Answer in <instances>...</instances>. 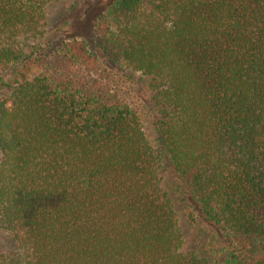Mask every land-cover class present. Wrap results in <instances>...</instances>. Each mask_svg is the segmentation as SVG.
Instances as JSON below:
<instances>
[{
    "label": "trees",
    "instance_id": "obj_1",
    "mask_svg": "<svg viewBox=\"0 0 264 264\" xmlns=\"http://www.w3.org/2000/svg\"><path fill=\"white\" fill-rule=\"evenodd\" d=\"M53 1L0 0V264H208L164 163L227 262L264 264V0H117L96 51L44 53ZM104 61L149 78L156 146Z\"/></svg>",
    "mask_w": 264,
    "mask_h": 264
},
{
    "label": "rangeland",
    "instance_id": "obj_2",
    "mask_svg": "<svg viewBox=\"0 0 264 264\" xmlns=\"http://www.w3.org/2000/svg\"><path fill=\"white\" fill-rule=\"evenodd\" d=\"M117 0H61L50 2L45 8L41 33L30 45H41L44 53L60 49L66 41L86 40L93 47L95 25L100 16L106 15ZM102 58V56H101ZM104 68L114 75L127 102L132 104L142 119L143 129L152 145L156 146L155 123L157 109L149 91V78L140 72L112 67L104 61ZM163 187L168 191L184 236L183 251L206 258L208 264L227 262L228 241L221 227L208 222L199 212L185 186L171 168L164 163ZM9 237L0 231V253L9 246Z\"/></svg>",
    "mask_w": 264,
    "mask_h": 264
}]
</instances>
